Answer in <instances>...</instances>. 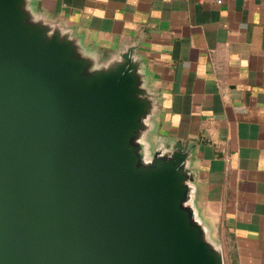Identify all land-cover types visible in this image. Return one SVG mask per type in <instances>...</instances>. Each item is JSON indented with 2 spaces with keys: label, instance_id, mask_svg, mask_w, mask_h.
<instances>
[{
  "label": "water",
  "instance_id": "1",
  "mask_svg": "<svg viewBox=\"0 0 264 264\" xmlns=\"http://www.w3.org/2000/svg\"><path fill=\"white\" fill-rule=\"evenodd\" d=\"M138 69L131 50L95 68L26 0H0V264H225L187 204L199 141L140 162Z\"/></svg>",
  "mask_w": 264,
  "mask_h": 264
},
{
  "label": "crops",
  "instance_id": "2",
  "mask_svg": "<svg viewBox=\"0 0 264 264\" xmlns=\"http://www.w3.org/2000/svg\"><path fill=\"white\" fill-rule=\"evenodd\" d=\"M26 1L95 68L131 50L151 100L144 155L198 140L194 218L225 264H264V0Z\"/></svg>",
  "mask_w": 264,
  "mask_h": 264
},
{
  "label": "rangeland",
  "instance_id": "3",
  "mask_svg": "<svg viewBox=\"0 0 264 264\" xmlns=\"http://www.w3.org/2000/svg\"><path fill=\"white\" fill-rule=\"evenodd\" d=\"M140 137H141V134L137 132V134L134 137L135 142L141 140ZM138 153L140 154V157H141L140 158L141 159V161H140L141 163L148 164V162L150 160L152 161V159H153L151 157H148V156L144 155V150L142 148L140 150H138Z\"/></svg>",
  "mask_w": 264,
  "mask_h": 264
},
{
  "label": "built area",
  "instance_id": "4",
  "mask_svg": "<svg viewBox=\"0 0 264 264\" xmlns=\"http://www.w3.org/2000/svg\"><path fill=\"white\" fill-rule=\"evenodd\" d=\"M198 2H208V1H213V2H216V3H222L223 0H196Z\"/></svg>",
  "mask_w": 264,
  "mask_h": 264
}]
</instances>
